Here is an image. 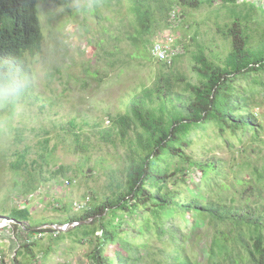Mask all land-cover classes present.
<instances>
[{
	"label": "trees",
	"instance_id": "obj_1",
	"mask_svg": "<svg viewBox=\"0 0 264 264\" xmlns=\"http://www.w3.org/2000/svg\"><path fill=\"white\" fill-rule=\"evenodd\" d=\"M58 1L43 0L61 3ZM37 4L38 0H0V85L12 93L11 113L29 90L31 71L25 65L26 54L34 56L43 45ZM127 4L143 34L162 27L174 29L181 9L215 6L213 23L222 45L219 50L207 48V52L202 48L194 57L197 83L174 74L185 48L171 65L157 60L150 49L152 58L160 63L152 87L136 93L126 112L111 118L112 130L99 132L101 140L114 148L117 142L126 148L120 166L109 172L110 194L91 202L64 224L79 223L74 229L83 240L95 244L90 264H193L178 250L163 260L166 256L154 254L148 243L137 242L154 232L179 247L183 239L172 223L177 216L205 222L210 231L207 264H241L242 252L245 264H264V209L241 207L233 197L227 204L222 192L230 186L219 181L221 159L199 160L186 152L193 134L211 125L221 138L229 133L240 141L246 138L264 143V122L253 112L264 93V7L252 0H127ZM14 139L16 144L22 143V132L16 130ZM48 144L49 140L40 142L37 154L44 164L52 155ZM29 149L16 151L10 163L13 172L25 174L24 196L38 188L34 173L28 170L38 161L28 162ZM38 167L42 171V164ZM246 168H251L253 180L264 184V163L259 167L247 163ZM68 172V167L59 166L50 174L67 178ZM196 173L201 174L197 191L186 180ZM72 181L70 178L68 184ZM7 217L15 226L31 221L28 208H13ZM29 228L23 225L21 231L26 233ZM46 231L57 232L56 238L65 233L51 228ZM110 246L116 247L113 256L107 254Z\"/></svg>",
	"mask_w": 264,
	"mask_h": 264
},
{
	"label": "rangeland",
	"instance_id": "obj_2",
	"mask_svg": "<svg viewBox=\"0 0 264 264\" xmlns=\"http://www.w3.org/2000/svg\"><path fill=\"white\" fill-rule=\"evenodd\" d=\"M252 1L264 7V0ZM58 2L38 0L43 45L34 56L26 54L25 65L31 71L29 90L17 100L13 113L9 106L12 93L0 85V264H90L95 244L83 240L74 226L63 231L61 238L46 230L65 228L72 215L110 194L109 172L120 166L126 148L119 142L114 148L101 140L99 132L112 130L111 118L124 114L134 95L155 82L160 63L150 53L152 42L159 35L175 37L186 53L175 64L174 74L193 83L198 82L194 57L202 48L207 52V48L219 50L222 45L213 23L215 6L180 8L182 15L174 29L161 26L143 34L127 0ZM258 100L260 106L253 112L264 122V93ZM16 130L22 132V143L15 142ZM43 140H49L52 151L47 164L37 157ZM26 146L30 148L28 162L37 160L42 171L38 163L29 166L38 188L24 196L25 174L13 172L10 163L15 160L13 154ZM186 152L199 160L211 156L221 159L223 175L219 181L230 186L222 192L227 204L233 197L241 207L263 211L264 184L253 180L251 168L246 167L247 163L252 167L264 163V143L246 138L240 141L229 133L221 138L211 125L193 134ZM59 166L69 168L67 178H52L50 172ZM200 175L186 178L191 189L197 191ZM70 178L72 184H68ZM13 208H28L31 221L15 226L7 217ZM172 223L183 239L179 247L154 232L137 242L148 243L154 254L166 256L163 260L178 250L193 264H207L210 231L205 222L177 216ZM23 225L30 230L22 232ZM115 249L110 246L107 254L113 256ZM241 256L240 263L245 264L244 252Z\"/></svg>",
	"mask_w": 264,
	"mask_h": 264
},
{
	"label": "built area",
	"instance_id": "obj_3",
	"mask_svg": "<svg viewBox=\"0 0 264 264\" xmlns=\"http://www.w3.org/2000/svg\"><path fill=\"white\" fill-rule=\"evenodd\" d=\"M175 17V13L171 15ZM151 47L152 55L159 61L165 62L169 65L172 64L173 59L184 53V48L178 43V40L172 35H160ZM66 226V225H64ZM63 226V227H64ZM65 228L58 229L57 231H66Z\"/></svg>",
	"mask_w": 264,
	"mask_h": 264
},
{
	"label": "water",
	"instance_id": "obj_4",
	"mask_svg": "<svg viewBox=\"0 0 264 264\" xmlns=\"http://www.w3.org/2000/svg\"><path fill=\"white\" fill-rule=\"evenodd\" d=\"M79 223H75V225H78ZM74 224H72V223H69V224H67L66 226H67V228L68 227H71V226H75ZM2 226V225H1ZM53 228H57L55 225H53ZM55 230H58V229H55Z\"/></svg>",
	"mask_w": 264,
	"mask_h": 264
},
{
	"label": "clouds",
	"instance_id": "obj_5",
	"mask_svg": "<svg viewBox=\"0 0 264 264\" xmlns=\"http://www.w3.org/2000/svg\"><path fill=\"white\" fill-rule=\"evenodd\" d=\"M72 224H74V223H72ZM68 229V228H67Z\"/></svg>",
	"mask_w": 264,
	"mask_h": 264
}]
</instances>
